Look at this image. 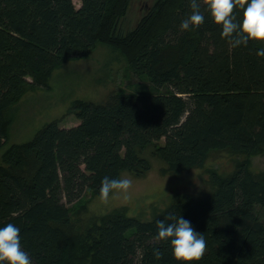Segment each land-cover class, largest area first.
<instances>
[{
  "label": "trees",
  "instance_id": "16d2710c",
  "mask_svg": "<svg viewBox=\"0 0 264 264\" xmlns=\"http://www.w3.org/2000/svg\"><path fill=\"white\" fill-rule=\"evenodd\" d=\"M132 1L0 0V148L8 141L6 112L25 89L44 86L55 67L86 58L98 42L127 57L131 88L106 103H75L76 125L49 122L6 152L0 226L21 229L32 264H179L170 244L154 238L156 222L172 213L205 236L194 264H264V177L246 162L214 177L206 200H176L150 220L118 214L77 233L71 206L100 193L105 176L145 174L153 159L161 174L179 175L212 151L264 152L258 44L230 47L207 0H199L205 22L190 31L180 29L190 0H145L138 21L122 30Z\"/></svg>",
  "mask_w": 264,
  "mask_h": 264
},
{
  "label": "rangeland",
  "instance_id": "374dc122",
  "mask_svg": "<svg viewBox=\"0 0 264 264\" xmlns=\"http://www.w3.org/2000/svg\"><path fill=\"white\" fill-rule=\"evenodd\" d=\"M74 3L80 6V0ZM144 3L145 0L132 1L122 30L132 28L138 21ZM129 90L128 59L112 44L98 42L86 58L63 61L52 70L44 86L26 88L7 110L8 141L0 148V164L11 147L31 141L49 122L57 121L61 128L76 125L75 103H106L117 93ZM244 162L254 175L264 177V152L247 155L230 149L212 151L201 167L179 175L161 174V164L153 159L152 169L145 174H121L120 178L132 181L127 190L113 189L106 199L98 192H88L74 203L73 225L77 233L88 235L111 216L150 220L176 200H206L215 189L214 177L224 178Z\"/></svg>",
  "mask_w": 264,
  "mask_h": 264
},
{
  "label": "clouds",
  "instance_id": "9594fccd",
  "mask_svg": "<svg viewBox=\"0 0 264 264\" xmlns=\"http://www.w3.org/2000/svg\"><path fill=\"white\" fill-rule=\"evenodd\" d=\"M190 7L191 13L180 23L183 31H190L205 22L199 0H190ZM206 10L213 22L220 26V35L230 47L257 43L256 55L264 57V0H207ZM236 12L240 15L237 16ZM131 183L127 177L105 176L101 180L100 196L106 199L113 189L127 190ZM156 223L154 238L170 244L172 255L179 264H194L203 256L205 236L192 226L190 220L169 213ZM20 232L21 229L11 222L0 226V264H32L31 256L22 247ZM153 254L157 258L161 255L159 249Z\"/></svg>",
  "mask_w": 264,
  "mask_h": 264
}]
</instances>
